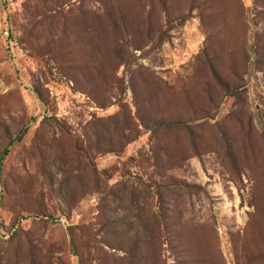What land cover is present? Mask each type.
Wrapping results in <instances>:
<instances>
[{
	"label": "rangeland",
	"instance_id": "rangeland-1",
	"mask_svg": "<svg viewBox=\"0 0 264 264\" xmlns=\"http://www.w3.org/2000/svg\"><path fill=\"white\" fill-rule=\"evenodd\" d=\"M13 139L0 264H264V0H0Z\"/></svg>",
	"mask_w": 264,
	"mask_h": 264
},
{
	"label": "trees",
	"instance_id": "trees-1",
	"mask_svg": "<svg viewBox=\"0 0 264 264\" xmlns=\"http://www.w3.org/2000/svg\"><path fill=\"white\" fill-rule=\"evenodd\" d=\"M23 130L20 131V134L22 133ZM20 137L18 136V138H16L17 140ZM16 139H13L10 141V143L5 147V149L3 150L1 157H0V170L2 168L3 165V159L5 158V156L8 154V152L10 151V147L12 146L13 142H15Z\"/></svg>",
	"mask_w": 264,
	"mask_h": 264
}]
</instances>
